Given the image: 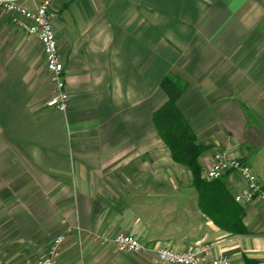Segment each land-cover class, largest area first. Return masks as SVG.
I'll return each instance as SVG.
<instances>
[{
    "label": "crops",
    "instance_id": "1",
    "mask_svg": "<svg viewBox=\"0 0 264 264\" xmlns=\"http://www.w3.org/2000/svg\"><path fill=\"white\" fill-rule=\"evenodd\" d=\"M54 4L66 113L47 106L41 46L0 10V257L36 264L62 236L57 264H168L152 249L200 241L232 264H264V204L238 203L247 234L220 228L154 123L171 76L179 110L208 147L203 177L225 150L264 183V0ZM222 182L237 203V173ZM121 233L149 250L119 251L109 241Z\"/></svg>",
    "mask_w": 264,
    "mask_h": 264
},
{
    "label": "built area",
    "instance_id": "2",
    "mask_svg": "<svg viewBox=\"0 0 264 264\" xmlns=\"http://www.w3.org/2000/svg\"><path fill=\"white\" fill-rule=\"evenodd\" d=\"M39 2V3H38ZM35 5V9L26 6ZM55 0H0V10L12 17V22L29 38L36 40L41 46L47 72L53 85L52 97L47 102L50 109L66 113L70 108V96L66 91L65 65L59 53V45L54 30V22L58 12ZM237 173L245 190L235 196L237 203L247 205L259 200L264 204V183L253 167L239 158L233 157L225 150H218L208 166L205 179L222 180L229 173ZM64 238H57L50 247L47 256L36 264H57L62 254ZM110 239H105L108 242ZM119 251L128 254L144 253L149 250L141 238L121 233L111 239ZM162 263L168 264H232L224 255H213V246L202 241L197 242L187 251L180 252L168 246L152 249ZM0 264H8L0 257Z\"/></svg>",
    "mask_w": 264,
    "mask_h": 264
},
{
    "label": "trees",
    "instance_id": "3",
    "mask_svg": "<svg viewBox=\"0 0 264 264\" xmlns=\"http://www.w3.org/2000/svg\"><path fill=\"white\" fill-rule=\"evenodd\" d=\"M161 86L168 100L154 113V123L174 162L192 172L193 184L200 196V206L220 228L236 235L247 234L243 208L234 202L222 180L209 181L203 177L200 158L208 147L198 142L195 132L177 106L182 93L181 86L171 76L165 77ZM246 264L260 263L249 259Z\"/></svg>",
    "mask_w": 264,
    "mask_h": 264
}]
</instances>
